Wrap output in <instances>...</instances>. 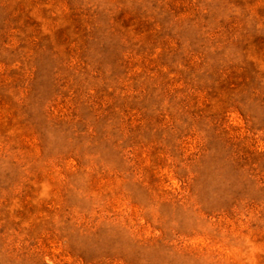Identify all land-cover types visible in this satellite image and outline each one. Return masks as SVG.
<instances>
[{"label": "rangeland", "instance_id": "1", "mask_svg": "<svg viewBox=\"0 0 264 264\" xmlns=\"http://www.w3.org/2000/svg\"><path fill=\"white\" fill-rule=\"evenodd\" d=\"M0 264H264V0H0Z\"/></svg>", "mask_w": 264, "mask_h": 264}]
</instances>
